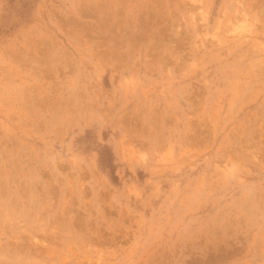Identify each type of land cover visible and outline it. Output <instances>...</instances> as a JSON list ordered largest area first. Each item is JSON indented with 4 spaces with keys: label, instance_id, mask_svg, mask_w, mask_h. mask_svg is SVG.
Listing matches in <instances>:
<instances>
[{
    "label": "rangeland",
    "instance_id": "rangeland-1",
    "mask_svg": "<svg viewBox=\"0 0 264 264\" xmlns=\"http://www.w3.org/2000/svg\"><path fill=\"white\" fill-rule=\"evenodd\" d=\"M0 264H264V0H0Z\"/></svg>",
    "mask_w": 264,
    "mask_h": 264
}]
</instances>
